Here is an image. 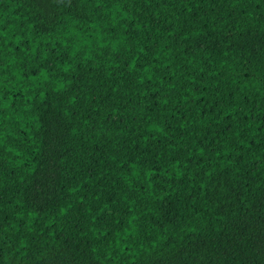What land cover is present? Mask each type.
Instances as JSON below:
<instances>
[{"label":"trees","instance_id":"obj_1","mask_svg":"<svg viewBox=\"0 0 264 264\" xmlns=\"http://www.w3.org/2000/svg\"><path fill=\"white\" fill-rule=\"evenodd\" d=\"M0 264H264V0H0Z\"/></svg>","mask_w":264,"mask_h":264}]
</instances>
